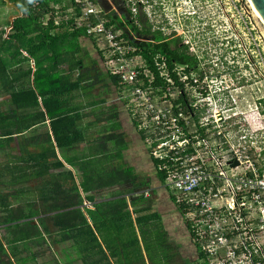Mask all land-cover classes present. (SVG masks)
<instances>
[{"label":"crops","instance_id":"obj_1","mask_svg":"<svg viewBox=\"0 0 264 264\" xmlns=\"http://www.w3.org/2000/svg\"><path fill=\"white\" fill-rule=\"evenodd\" d=\"M46 1L49 7L56 10L54 19L59 20L60 24L68 25L67 21L74 13L71 1ZM93 1L104 18L107 13L117 11L114 0ZM123 1L127 7V1ZM11 15L13 14L9 17ZM132 15L125 22V27L114 26L126 38L130 32L127 25L132 24V19L134 24L139 22ZM118 16L120 19L125 17L124 11L118 12ZM0 24L3 28L6 27L2 22ZM8 30L6 29L7 32ZM62 38L67 41L62 48L71 52L72 64L76 68L71 64L68 67L64 63L60 69L71 72L73 79L82 78L81 87L72 92L74 97L70 100V104L83 115L78 121L82 140L69 147H54L48 117L40 124L14 133L15 127L12 125L15 122V109L9 101L8 93L0 90V111L8 114L10 126V131H0V193H8V202L16 205L24 200L37 199L39 186L43 191L45 187H56L53 189L54 195L60 202L65 200L66 194L75 195L76 191H71L77 190L82 200L79 207L85 216L86 209L95 210L99 203L103 206L109 200L124 197L131 211V218L134 220L139 214L144 220H141V224L134 221L133 228L121 223L101 230L107 246L104 247L98 237L101 247L90 248L88 264H208L200 246L194 240L186 210L176 202V193L165 183V178L161 180L159 177V172L164 175L165 173L158 168L161 160L150 153L147 144L150 131L139 127V122L131 110L128 91L119 82L116 84L105 69L104 52L100 43L83 32L73 35L66 33ZM155 82L159 85L158 92L161 93L164 84L159 77L155 78ZM178 88L182 89V84H178ZM220 91L214 93L222 98L225 93ZM174 102L183 107L197 127L196 116L191 114L189 106L186 107L180 97L174 99ZM191 124L194 125L192 122ZM6 126L7 123L4 129ZM198 131L200 132L199 128ZM47 132L51 138V146L43 141L42 135ZM77 136L79 133L74 131L73 137ZM118 149L120 156L111 158L112 153ZM40 151L42 160L37 162ZM119 165L131 171L134 183L126 179L121 182L114 178L99 179V168L103 167L110 173ZM47 191L50 194V190ZM131 197H138L136 205L130 203ZM87 219L90 221L88 217ZM129 232L133 243L125 241ZM66 242L72 246L74 257L57 264H84L76 244ZM146 243L151 245L149 252ZM51 246L50 244L49 247ZM178 259L180 262H177ZM50 260L40 261L39 256L30 257L29 260L12 259L13 264H50Z\"/></svg>","mask_w":264,"mask_h":264},{"label":"built area","instance_id":"obj_2","mask_svg":"<svg viewBox=\"0 0 264 264\" xmlns=\"http://www.w3.org/2000/svg\"><path fill=\"white\" fill-rule=\"evenodd\" d=\"M73 1L79 15L72 27L83 28L100 43L105 69L128 91L133 115L142 120L139 127L148 129L146 121L152 122L150 153L161 160L158 168L186 210L208 264H264V125L251 132L237 122L222 129L227 121L219 120L218 111L212 119L202 116L193 130L189 114L174 102L175 93L183 90L172 88L171 73L183 67L154 62L164 84L159 93L154 72L131 40L107 23L93 0ZM234 161L238 164L231 166Z\"/></svg>","mask_w":264,"mask_h":264},{"label":"trees","instance_id":"obj_3","mask_svg":"<svg viewBox=\"0 0 264 264\" xmlns=\"http://www.w3.org/2000/svg\"><path fill=\"white\" fill-rule=\"evenodd\" d=\"M9 1L16 5L21 15L15 17L12 23L8 17L1 21L10 29L8 32L5 28L0 29V90L8 93L9 101L15 109L13 131L14 133L22 132L26 128L40 124L48 117L54 147H69L82 140L78 121L83 115L79 113V109L70 104V100L74 97L72 92L81 87L82 78L73 79L71 72L60 69L64 63H67L68 67L69 64L76 66L72 64L71 52L62 48L67 44L62 37L66 33L73 35L76 32H83L85 34L83 28L72 27L73 18L79 15V9L74 1L70 0L74 13L67 21L68 25H63V23L55 24L56 10L49 7L46 0ZM32 1H37V5L33 6ZM2 7H6L5 0H0V8ZM9 10L11 14H17L16 9L10 8ZM120 11L124 10L120 7ZM124 15L125 17L120 19L118 11H112L107 13L105 18L108 24L122 28L131 18V9H125ZM135 19L138 20V16H135ZM132 24V32L139 34L138 23L134 24V19H132ZM69 29L70 32H65ZM138 45L140 49L142 45ZM58 46L61 48L58 49ZM157 52L167 57L169 68L173 66L174 61L189 64V57L186 53H178L167 47L164 50L148 47L144 51L142 48L140 53L154 72L155 78L158 77V72L153 58ZM171 75L177 80L174 74L171 73ZM112 77L117 84L119 78ZM27 110H32V112H26ZM195 120L198 125L197 115ZM6 123L7 126L4 129ZM8 123V114L5 115L0 111L1 132L10 131ZM202 130L200 128V132ZM74 131L78 132L79 136L73 137ZM42 136L43 141L51 146L49 133H44ZM120 149L112 153L111 158H118ZM41 160L42 152L40 151L37 162ZM98 177L100 180L114 178L117 182L126 179L134 183L135 180L131 171L122 168L121 165L110 173L103 167L99 168ZM159 177L164 180L165 175L159 172ZM39 188L37 199L24 200L16 205L8 202V193H0V264H13L12 259L24 260L23 256L26 253L31 258H36L44 246L49 247L50 244H60L66 241L76 244L83 263L88 264L90 248L101 247L98 237L103 246H107L106 238L101 230L118 226L121 223L133 228L134 221L141 224V220H144V217H140L139 214L134 220L131 218V211L124 197L109 200L103 203V206L99 203L95 210L86 209L87 216H85L79 207L82 200L77 190L71 191H76V197L66 194L65 200L60 202L54 195L56 187H45V193L41 186ZM137 201L138 197H131L130 203L136 205ZM134 211L137 212L138 209ZM52 212L54 213L50 214ZM131 233L129 232L125 239L127 243L134 242ZM150 247L151 245L146 243L148 252Z\"/></svg>","mask_w":264,"mask_h":264},{"label":"rangeland","instance_id":"obj_4","mask_svg":"<svg viewBox=\"0 0 264 264\" xmlns=\"http://www.w3.org/2000/svg\"><path fill=\"white\" fill-rule=\"evenodd\" d=\"M132 1L138 7V0ZM176 1L178 2L174 5L177 8L172 7L168 2V8L165 10L167 20L174 24L169 27L167 32L176 28V33H181L183 40H189L190 49H194L198 54L209 59L210 64L214 65V71L224 73L218 80L213 79L211 82L212 85L223 83L224 86L215 92L221 90L220 93L223 91L225 94L220 98L221 102L210 100L209 113L216 114L218 111L223 113L227 124L223 123L221 127H229L230 123L235 122L250 132L252 129L262 127L264 125V24L252 10L254 8L248 0ZM124 2L123 0L114 1L118 12L120 7L125 11ZM127 4H129V0ZM7 9V7L0 8V21L9 18L11 11ZM146 12L147 17L155 23L158 16L154 12V8L149 7ZM208 27L210 32L206 31V33L205 30H208ZM6 29L8 30L9 27H5V31ZM213 34L219 43L217 45L211 40ZM207 37L209 38L206 39ZM202 61L208 62V60ZM214 88L215 86L211 87V89ZM197 107L196 112L199 119L202 116L207 118L202 106L198 105ZM134 117L139 123L142 122L138 114H135ZM191 122L194 124L192 126L194 130L196 128L194 120ZM146 123L150 124L148 128L150 133L147 139V144H149L155 138L151 135L154 128H151L153 126L151 121H146ZM39 254L40 261L51 259L50 264H57L74 257L69 242L52 245L49 248L44 246ZM23 257L26 260L30 259L28 253ZM177 262H180V259ZM14 263H16L15 260Z\"/></svg>","mask_w":264,"mask_h":264},{"label":"flooded vegetation","instance_id":"obj_5","mask_svg":"<svg viewBox=\"0 0 264 264\" xmlns=\"http://www.w3.org/2000/svg\"><path fill=\"white\" fill-rule=\"evenodd\" d=\"M168 2L171 3L172 7L177 8L174 5L178 2L176 0H141L140 2H138V7H135V9L137 10H135V13H133L132 16H138L139 34H136L134 32L130 34V32H132L131 30L133 24L127 25L129 28L128 30H130V32H128V38L131 40V43L134 44L138 49V44H141L142 47L139 49L141 51L142 48L144 51L148 49V47L159 50H164L167 47L174 49L178 53H186L189 57V64H182L176 61L172 62V65H181L183 67L180 73H173L177 80L174 79V85L172 86V88L177 89L178 84H182L183 90L180 91V94L178 93V95H176L175 93L176 96L174 97V99L180 97L182 99V103L185 104L186 107L189 106V109L193 116L198 115L196 109L198 108V105H201L203 108V112L206 113L207 118L212 119L216 114L209 113L210 100L213 99L214 101L218 100L219 102H221L220 97L214 92L216 90H219V88L221 86H224V84L219 83L212 85L213 83L211 82L213 81V79L218 80L221 76H223L224 73L222 74L220 71H214V65L212 64V66L210 64L209 59H206V57L204 58L202 55L198 54L197 51H194V49H190L189 40H183L182 34L176 33V28H173L171 29V31L167 32L169 30V27L174 25L169 20H167L168 17H166L167 13L165 12V10L168 8ZM132 4H134V2L132 0H129V4H127V7L123 8L126 9L130 6L131 9ZM149 7L154 8V12L158 16V19L155 23H153L152 20L147 17L146 11ZM207 29L208 30H205V32H210L209 27ZM214 36L215 35L213 34L211 40H213L215 45H217L219 43ZM208 38L209 37H207L206 39ZM202 60H208V62L204 63ZM153 61L160 64L164 63L165 67L169 66L167 57L160 52H157L155 54ZM156 70L157 72L159 71L157 66ZM181 75L185 76L184 82H181L179 80V77H181ZM212 86H215V88L217 87V89H211ZM185 88H187V91H184ZM198 101L203 103H199ZM219 116H222L219 119L220 121L226 118L222 113H220V111Z\"/></svg>","mask_w":264,"mask_h":264},{"label":"water","instance_id":"obj_6","mask_svg":"<svg viewBox=\"0 0 264 264\" xmlns=\"http://www.w3.org/2000/svg\"><path fill=\"white\" fill-rule=\"evenodd\" d=\"M6 1V7L7 8H14L17 10L16 5L14 3H11L9 0H5ZM251 3L253 4V6L255 7L256 11L259 13L260 17L263 19L264 21V0H250ZM21 12H19L17 10V14H13L9 17L10 19V23L13 22V19L17 16H20ZM238 163L236 161H234L231 166L237 165Z\"/></svg>","mask_w":264,"mask_h":264},{"label":"bare ground","instance_id":"obj_7","mask_svg":"<svg viewBox=\"0 0 264 264\" xmlns=\"http://www.w3.org/2000/svg\"><path fill=\"white\" fill-rule=\"evenodd\" d=\"M248 2L251 4V6L254 8V9H252V10H254V12L257 14V16H258V18L263 22V24H264V21H263V19L260 17V15H259V13L256 11V9H255V7L253 6V4L251 3V1L250 0H248ZM254 13V14H255Z\"/></svg>","mask_w":264,"mask_h":264},{"label":"clouds","instance_id":"obj_8","mask_svg":"<svg viewBox=\"0 0 264 264\" xmlns=\"http://www.w3.org/2000/svg\"><path fill=\"white\" fill-rule=\"evenodd\" d=\"M195 14H196V12H195Z\"/></svg>","mask_w":264,"mask_h":264}]
</instances>
